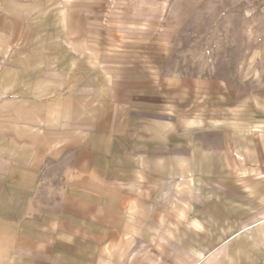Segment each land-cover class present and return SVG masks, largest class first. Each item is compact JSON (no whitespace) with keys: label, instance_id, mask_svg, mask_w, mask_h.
Returning a JSON list of instances; mask_svg holds the SVG:
<instances>
[{"label":"rangeland","instance_id":"1","mask_svg":"<svg viewBox=\"0 0 264 264\" xmlns=\"http://www.w3.org/2000/svg\"><path fill=\"white\" fill-rule=\"evenodd\" d=\"M83 148L109 203L70 234L44 211L55 264H264V0H0V192L23 149L68 191Z\"/></svg>","mask_w":264,"mask_h":264},{"label":"crops","instance_id":"2","mask_svg":"<svg viewBox=\"0 0 264 264\" xmlns=\"http://www.w3.org/2000/svg\"><path fill=\"white\" fill-rule=\"evenodd\" d=\"M28 95L29 94L24 93L23 90L21 91V96L27 97ZM21 138L23 141L24 133H22ZM43 140L45 139H42V141ZM29 154L30 152L28 150H21L19 160L20 186H5L6 190H4V192L6 191L10 194L15 192L20 194L19 205L15 207L18 211L16 217L10 220L5 219V234L11 236L10 241L15 243V247H20L21 251H31L32 255H27L22 262L18 264H55L57 260H52V256L58 251L63 252L62 250L64 248H61L63 247L61 244H56L51 248L47 247L48 250H46L45 242H48L50 240L49 238L52 237L46 236L45 220L47 217H52V214H45L44 211L60 209L67 211V218L70 219V221L68 220L67 224L62 226L64 228L63 232L68 234L72 233V230L76 228L75 225L78 223L82 224L81 222H83L84 225H88L90 221L87 219L92 216V211L103 210L104 205L108 207V194L110 193V189L107 185V177L109 176L108 174L102 173L103 170L97 169L100 168L96 166L99 160L96 159L97 157L94 153L89 149L83 148L80 149L74 159L71 160L72 166L70 169L63 170L66 179H69V181L71 179V181L75 182V185L70 183L67 187L68 191L65 190V192H61L60 187L44 184L45 179H48L51 171H45L44 168L42 169L44 163L42 165L38 163L35 167V164L31 163ZM5 174L14 176L11 170L6 171ZM74 177L77 178L74 179ZM93 179L95 180L93 181ZM62 193L69 194L64 196V198L68 200V206L63 205L62 208L60 206H45L46 194L49 195V200L56 201V195ZM103 201L104 203H102ZM7 203L13 204L6 197L4 199V204ZM6 207L9 206L6 205ZM10 208H14V206L12 205ZM98 219V223H102V225L106 227L108 226L107 214L105 218L100 216ZM86 230L87 229L84 228L85 232ZM62 235L66 236L65 233ZM60 263L66 264L65 262ZM60 263L58 262V264Z\"/></svg>","mask_w":264,"mask_h":264}]
</instances>
